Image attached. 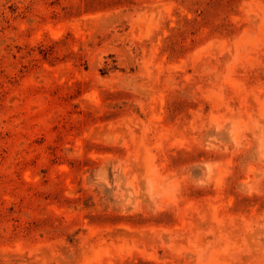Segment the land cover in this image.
<instances>
[{"label": "rangeland", "instance_id": "obj_1", "mask_svg": "<svg viewBox=\"0 0 264 264\" xmlns=\"http://www.w3.org/2000/svg\"><path fill=\"white\" fill-rule=\"evenodd\" d=\"M0 264H264V0H0Z\"/></svg>", "mask_w": 264, "mask_h": 264}]
</instances>
